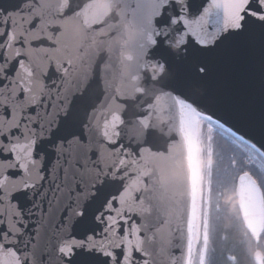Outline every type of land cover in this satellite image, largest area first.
<instances>
[{"label": "snow or ice", "instance_id": "snow-or-ice-1", "mask_svg": "<svg viewBox=\"0 0 264 264\" xmlns=\"http://www.w3.org/2000/svg\"><path fill=\"white\" fill-rule=\"evenodd\" d=\"M16 9L0 10V264H46L53 254L55 264H159L185 196L180 262L216 264L213 137L211 127L201 131L213 118L198 98L166 89L181 70L207 81L217 63L243 52L258 54L264 100V0H140L134 30L122 0H21ZM133 36L135 56L123 51ZM112 50L116 63L100 55ZM261 128L260 147L234 137L240 154L229 157L239 197L230 215L257 244L264 237V116ZM164 129L167 155L143 146ZM50 144L64 158L56 190L71 204L45 255L26 204L30 194L47 195L41 181ZM257 160L255 174L246 170ZM253 257L264 264V252Z\"/></svg>", "mask_w": 264, "mask_h": 264}, {"label": "water", "instance_id": "water-1", "mask_svg": "<svg viewBox=\"0 0 264 264\" xmlns=\"http://www.w3.org/2000/svg\"><path fill=\"white\" fill-rule=\"evenodd\" d=\"M138 2L140 0H122V3L127 5L126 22L133 30L136 19L134 10ZM196 2L198 3L199 0H196ZM20 3L21 0H0V10L14 12L17 10L16 6ZM115 38L122 42L123 39H128V36L125 34L123 37L116 36ZM123 51L133 56L136 55L134 36L129 39V43L124 47ZM100 55L105 61L113 63L118 61L119 56L115 50L105 51L100 53ZM93 76H95L94 71ZM59 77L60 73L57 72L53 79L59 83ZM166 91H172L174 95H180L181 92H185L198 98L200 100L198 106L207 115L212 116L214 124L223 125V128L235 137H243L244 140L260 147L264 100H262L261 96V74L258 54L250 56L240 52L231 60L217 63L211 78L203 82L197 81L181 70L175 88H168ZM168 137V131L164 129L163 132H158L153 137L150 144L143 146L151 148L152 152H160L167 155L166 148L172 142ZM175 138L178 139V137ZM261 150L264 151V149ZM44 155L48 171L42 173L45 179L41 181V184L47 191V195L42 197L30 194L26 207L32 210L29 223L33 231H40L39 243L44 249L45 255H47V253L53 252V245L57 242L59 224L70 214L68 205L71 204V199L66 191L60 193L55 187L56 184H61V173L57 169V161L59 160L63 164L64 158L57 155L55 145L51 144L47 146V151ZM64 167L68 166L64 165ZM33 200L36 201L37 207H33ZM180 208L181 218L173 224L172 233L169 237L168 255L167 257H156L159 264H167L168 259H176L177 264H181L179 258L186 249V225L184 222L190 211V199L187 196L181 202ZM256 251L261 250L257 249ZM46 264H55L54 254L53 259L46 261Z\"/></svg>", "mask_w": 264, "mask_h": 264}, {"label": "trees", "instance_id": "trees-1", "mask_svg": "<svg viewBox=\"0 0 264 264\" xmlns=\"http://www.w3.org/2000/svg\"><path fill=\"white\" fill-rule=\"evenodd\" d=\"M211 135L213 137V162L212 169V204L210 209L211 216L217 223V235L213 247L215 248L216 264H233L228 258L236 257L235 264H256L253 253L256 249L264 252V237L259 244L253 240L246 239L244 229L238 225L231 217L230 213L234 205L238 202L235 188L229 182L230 175H234L229 168V157L235 152L240 154L238 141L234 142V135L221 128L219 125L211 123ZM223 146V151L221 150ZM223 155V160L220 157ZM259 164L255 161L251 166L246 168L253 171ZM219 202V210L215 207Z\"/></svg>", "mask_w": 264, "mask_h": 264}, {"label": "rangeland", "instance_id": "rangeland-1", "mask_svg": "<svg viewBox=\"0 0 264 264\" xmlns=\"http://www.w3.org/2000/svg\"><path fill=\"white\" fill-rule=\"evenodd\" d=\"M210 127V125L207 123V122H205L204 123V125H203V127H202V129H201V131L205 134V135H207L208 134V128Z\"/></svg>", "mask_w": 264, "mask_h": 264}, {"label": "flooded vegetation", "instance_id": "flooded-vegetation-1", "mask_svg": "<svg viewBox=\"0 0 264 264\" xmlns=\"http://www.w3.org/2000/svg\"><path fill=\"white\" fill-rule=\"evenodd\" d=\"M210 127H213L212 125H210Z\"/></svg>", "mask_w": 264, "mask_h": 264}]
</instances>
